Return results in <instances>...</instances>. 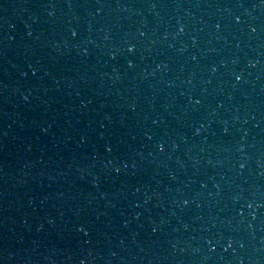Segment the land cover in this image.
Segmentation results:
<instances>
[{
	"label": "water",
	"instance_id": "obj_1",
	"mask_svg": "<svg viewBox=\"0 0 264 264\" xmlns=\"http://www.w3.org/2000/svg\"><path fill=\"white\" fill-rule=\"evenodd\" d=\"M0 264H264V0H0Z\"/></svg>",
	"mask_w": 264,
	"mask_h": 264
},
{
	"label": "snow or ice",
	"instance_id": "obj_2",
	"mask_svg": "<svg viewBox=\"0 0 264 264\" xmlns=\"http://www.w3.org/2000/svg\"><path fill=\"white\" fill-rule=\"evenodd\" d=\"M72 35H75V32H73ZM129 51H131V48H129ZM236 79L239 80L240 77H239V76H236ZM242 166H243V165H241V167H242ZM154 231H155V229H154Z\"/></svg>",
	"mask_w": 264,
	"mask_h": 264
}]
</instances>
